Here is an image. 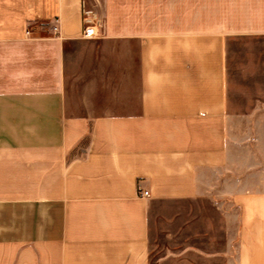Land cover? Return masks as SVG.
<instances>
[{"label": "crops", "instance_id": "obj_1", "mask_svg": "<svg viewBox=\"0 0 264 264\" xmlns=\"http://www.w3.org/2000/svg\"><path fill=\"white\" fill-rule=\"evenodd\" d=\"M245 38L264 39V0H0V264H150L154 203L214 214V196L236 235L224 212L188 220L156 264H264V188L213 182L233 160L228 43ZM123 57L134 105L108 79Z\"/></svg>", "mask_w": 264, "mask_h": 264}, {"label": "rangeland", "instance_id": "obj_2", "mask_svg": "<svg viewBox=\"0 0 264 264\" xmlns=\"http://www.w3.org/2000/svg\"><path fill=\"white\" fill-rule=\"evenodd\" d=\"M100 20L98 21L101 25ZM227 50L231 67L228 77V95L231 103L228 134L233 160L227 171L214 172L213 182L215 187H222L223 181L229 180L228 183L234 190L243 187L264 188V39L234 40L228 43ZM128 62V59L123 57V74L118 72V68L117 72L111 69L108 79L113 87L116 84L114 81L118 82L116 87L122 89V103L132 101L134 105L138 74L134 60ZM67 79L69 106L75 109L81 96V83L73 80L70 70ZM102 94L104 98L109 96L107 92ZM214 203L218 204L219 210L214 206L213 214L211 201L207 199L198 202H155L150 213V264H156L168 248L177 250L178 235L180 231L184 232V225L188 220H203L205 215L213 214L214 221L220 223L225 221L222 213L224 212L229 216V235H236L237 207L232 206L225 197L214 196ZM218 232L225 235L226 229L214 228V234Z\"/></svg>", "mask_w": 264, "mask_h": 264}, {"label": "built area", "instance_id": "obj_3", "mask_svg": "<svg viewBox=\"0 0 264 264\" xmlns=\"http://www.w3.org/2000/svg\"><path fill=\"white\" fill-rule=\"evenodd\" d=\"M56 29V27H55ZM97 34L96 25L94 20H85L84 27L82 29L83 37H93ZM143 195L148 196V192H144Z\"/></svg>", "mask_w": 264, "mask_h": 264}]
</instances>
